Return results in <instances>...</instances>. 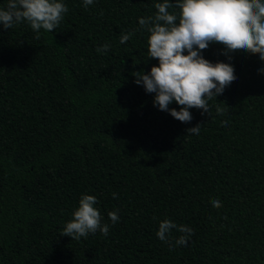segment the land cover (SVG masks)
<instances>
[{
  "label": "trees",
  "instance_id": "16d2710c",
  "mask_svg": "<svg viewBox=\"0 0 264 264\" xmlns=\"http://www.w3.org/2000/svg\"><path fill=\"white\" fill-rule=\"evenodd\" d=\"M64 2L51 33L0 27V264H264V61L236 54L237 82L180 122L133 82L157 63L138 18L162 0ZM202 52L228 62L223 46ZM82 194L107 235H63ZM164 219L178 226L166 242Z\"/></svg>",
  "mask_w": 264,
  "mask_h": 264
},
{
  "label": "clouds",
  "instance_id": "9594fccd",
  "mask_svg": "<svg viewBox=\"0 0 264 264\" xmlns=\"http://www.w3.org/2000/svg\"><path fill=\"white\" fill-rule=\"evenodd\" d=\"M94 2L82 0L85 8ZM154 7V16L138 18V23L149 33L148 58L156 59L157 63L147 72H133V82L146 93L154 94V107L180 122L192 120L193 108L210 114L212 102L237 82L232 60L236 54L258 55L264 61V0H162ZM173 7L179 12H170ZM67 12L64 0H7L6 6L0 7V27L11 29L26 22L36 32L43 29L51 33ZM130 36L131 33L122 35L120 42L125 43ZM210 44L223 46L227 63L213 64L204 57L202 50ZM109 47L104 44L98 51ZM258 72L264 74V68ZM173 103L179 106L178 110L170 107ZM186 131L198 136L201 125ZM97 203L96 196L82 194L63 235L75 240L97 231L107 235L109 225L103 223ZM212 204L221 206L219 200ZM108 218L112 224L118 223V211L109 212ZM177 227L173 221L164 219L158 224L156 236L166 242L170 230ZM179 231L184 239L176 246L188 248L189 238L195 233L187 228Z\"/></svg>",
  "mask_w": 264,
  "mask_h": 264
}]
</instances>
